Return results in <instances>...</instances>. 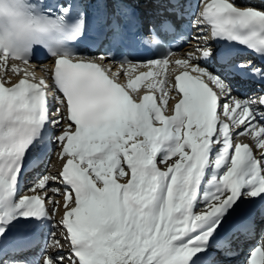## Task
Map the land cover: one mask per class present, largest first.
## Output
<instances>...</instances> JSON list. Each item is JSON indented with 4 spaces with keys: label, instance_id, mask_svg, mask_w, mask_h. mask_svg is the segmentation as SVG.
<instances>
[{
    "label": "snow or ice",
    "instance_id": "1",
    "mask_svg": "<svg viewBox=\"0 0 264 264\" xmlns=\"http://www.w3.org/2000/svg\"><path fill=\"white\" fill-rule=\"evenodd\" d=\"M0 70V264H264V0H0Z\"/></svg>",
    "mask_w": 264,
    "mask_h": 264
},
{
    "label": "bare ground",
    "instance_id": "2",
    "mask_svg": "<svg viewBox=\"0 0 264 264\" xmlns=\"http://www.w3.org/2000/svg\"><path fill=\"white\" fill-rule=\"evenodd\" d=\"M188 50H191L190 47H187V48H186V51H184V53L187 52ZM182 55H183V54H182ZM48 64H49L48 62L38 63V64H36V65L34 64L36 73H37V74H44V73L41 71V68H42V66H44V65H48ZM169 67H171V65H169ZM249 142H250V141H249ZM52 154H53V153H52ZM52 154H50V155L48 156V157H50V159H51V157H52ZM43 163H44V162H43ZM60 163H61V161L59 160V158L55 156L54 162H53V164H52L51 171H53V172L58 171V167H59ZM58 218H59V215L57 216V219H58ZM37 248H38V247H37ZM37 248L34 249V250H32V252H31L32 255H29V258H34V257H35V255H36V251H37Z\"/></svg>",
    "mask_w": 264,
    "mask_h": 264
},
{
    "label": "rangeland",
    "instance_id": "3",
    "mask_svg": "<svg viewBox=\"0 0 264 264\" xmlns=\"http://www.w3.org/2000/svg\"><path fill=\"white\" fill-rule=\"evenodd\" d=\"M1 71V70H0ZM247 138V137H246ZM249 142V141H248ZM55 159V154L53 153V156L51 157V159H49V163L52 165ZM57 235H59V233H57ZM65 247H67V245H65ZM39 252V250L37 251V253Z\"/></svg>",
    "mask_w": 264,
    "mask_h": 264
}]
</instances>
